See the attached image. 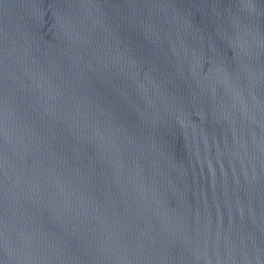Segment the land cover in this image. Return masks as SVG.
<instances>
[{
  "label": "water",
  "instance_id": "obj_1",
  "mask_svg": "<svg viewBox=\"0 0 264 264\" xmlns=\"http://www.w3.org/2000/svg\"><path fill=\"white\" fill-rule=\"evenodd\" d=\"M0 264H264V0H0Z\"/></svg>",
  "mask_w": 264,
  "mask_h": 264
}]
</instances>
